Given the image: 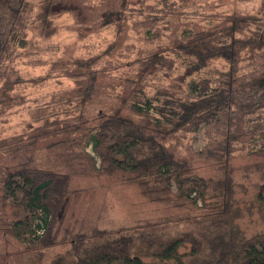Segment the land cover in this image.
<instances>
[{"label":"trees","instance_id":"16d2710c","mask_svg":"<svg viewBox=\"0 0 264 264\" xmlns=\"http://www.w3.org/2000/svg\"><path fill=\"white\" fill-rule=\"evenodd\" d=\"M74 1L100 13L113 11L142 43L131 41L121 50L135 54L126 64L136 71L128 79L127 104L139 121L101 108L91 118L82 112L77 126L69 127L67 115L50 109L55 98L46 102L45 122L36 116V126L0 146V229L28 251L40 250L38 257L44 248L68 243L50 264H264V234L246 237L233 229L239 217L233 177L218 183L221 194H212L213 179L192 172L184 157L218 145L226 159L237 150L264 154V0ZM47 3L45 14L61 4ZM35 10L33 0H0V117L26 100L15 99L22 83L39 86L51 78L33 70V77L24 78L13 65L32 45ZM177 22L183 24L172 31ZM43 49L49 58L59 45L44 41ZM32 55L26 66L49 64L41 53ZM200 134L204 145L194 152L191 144ZM42 137L44 148L55 152L52 167L37 166L25 149ZM74 176L135 183L147 202L204 210L207 231L137 225L87 232L63 226L65 205L79 189ZM261 176L252 206L264 223V170ZM219 229L214 239L208 236Z\"/></svg>","mask_w":264,"mask_h":264},{"label":"rangeland","instance_id":"374dc122","mask_svg":"<svg viewBox=\"0 0 264 264\" xmlns=\"http://www.w3.org/2000/svg\"><path fill=\"white\" fill-rule=\"evenodd\" d=\"M48 1L33 0L36 10L29 32L32 45L21 52V57L13 65L24 78L30 79L33 72H49L51 78L39 86H33L27 81L18 87L16 101L22 97L26 100L15 104L13 112L0 117V146L14 141L15 135L30 130L31 125L36 126V116H41L40 122H45V115L50 113L45 103L53 98L54 105L50 109L62 111V117L67 115L65 126H77L76 119L82 112H85V118H91L101 108L108 113L122 115L130 123L139 121L127 104L131 97L128 79L134 77L136 71L126 64L135 54L129 56L121 50L131 41L135 46H142V43L126 26V21L118 19L113 11L100 13V10H89L74 0H54L61 4L57 9L53 4L45 14L44 8ZM108 7H114V3ZM182 24L177 22L171 30H178ZM44 41L59 45V50H55L57 53H50L52 56L49 55V58L43 49ZM40 53L48 58L49 64L41 68L24 64L25 59L31 60L29 56L34 57L32 54ZM115 64L118 68H114ZM11 77L15 78L16 74ZM41 105L45 107L40 109L43 107ZM143 134L149 135L147 131H143ZM66 135L65 132L61 136ZM54 137L50 136L48 140ZM45 140L42 137L35 145H26L25 149L36 160L37 166L52 167L57 159L54 151L44 148ZM184 143L188 144V141ZM191 145L194 152L199 151L204 145L203 135L200 134V140ZM222 148L218 145L201 155L186 151L184 157L188 159L192 172L213 179L215 190L212 194H221L218 183L232 176L236 184L235 199L239 212L238 219L232 225L233 229L246 237L264 234V223L252 206L262 179L264 154L248 155L244 150H237L226 159ZM89 151L92 152V149L89 148ZM0 156L3 157L2 150ZM73 183L79 189L65 205L63 226L77 230L81 228L87 232L97 228L122 232L137 225H166V229L173 232L197 228L207 231L208 222L204 210L192 206L176 208L162 202H147L135 183L107 176H74ZM223 230L207 233L214 239ZM67 247L68 243L62 242L55 247L44 248L42 257H38L40 250L28 251L16 238L0 229V264H50L53 256Z\"/></svg>","mask_w":264,"mask_h":264},{"label":"built area","instance_id":"2783aa9c","mask_svg":"<svg viewBox=\"0 0 264 264\" xmlns=\"http://www.w3.org/2000/svg\"><path fill=\"white\" fill-rule=\"evenodd\" d=\"M91 153H92V155H95V153L93 151ZM97 161L98 162L100 161L98 157H97Z\"/></svg>","mask_w":264,"mask_h":264}]
</instances>
